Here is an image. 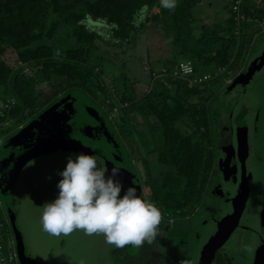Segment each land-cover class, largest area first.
Returning <instances> with one entry per match:
<instances>
[{"label": "trees", "instance_id": "16d2710c", "mask_svg": "<svg viewBox=\"0 0 264 264\" xmlns=\"http://www.w3.org/2000/svg\"><path fill=\"white\" fill-rule=\"evenodd\" d=\"M196 2L178 0L169 11L160 0H0V134L50 107L56 96L40 104L42 91L37 86L61 80L54 88L55 95L81 92L105 114L117 112L120 138L131 157L145 165L144 185L162 215L175 219L192 215L203 199L211 172L217 169L214 151L219 142L215 143L210 133L213 124H208V102L217 100L212 99L215 87L235 76L254 28L264 24V0L260 5L243 0L236 10L231 1L224 22L200 28L195 37L190 10ZM149 24L160 25L173 37L169 57L160 64L165 75L151 78V84L138 96L124 74L115 77L110 72L112 66L106 57L93 54L98 42L118 48L133 46L137 34ZM58 27L68 29L70 40L69 50L60 57L45 43ZM181 56L192 65L193 74L187 79L172 75ZM207 67L209 78L193 83V79L203 77L200 71ZM28 69L32 72L24 73ZM151 70L155 75L160 71ZM139 126L147 132L148 146L141 145ZM226 136V145H232L230 133ZM148 154L156 156L161 168L159 181L152 175ZM10 233L0 210L4 249ZM152 243L138 249L144 258Z\"/></svg>", "mask_w": 264, "mask_h": 264}, {"label": "rangeland", "instance_id": "374dc122", "mask_svg": "<svg viewBox=\"0 0 264 264\" xmlns=\"http://www.w3.org/2000/svg\"><path fill=\"white\" fill-rule=\"evenodd\" d=\"M230 6L231 0H197L190 10L192 20L191 27L193 29L192 35L197 37L202 27L210 28L214 24H222L228 15ZM98 32L101 33V31ZM68 35L69 31L67 28L58 27L51 38L46 40V45L55 50L56 57H60L61 54L69 50L70 40L67 39ZM251 35V43L244 53L243 60L238 63L237 75L245 68V63L250 55H252L251 53L253 52L256 54L260 51L261 47L264 46V24L255 27ZM172 37L173 33L164 32L160 25L152 27V25L150 26L149 24L144 31L137 34L133 46L118 48L112 46V44L110 46H104V43L98 42L99 45L97 46L99 48L93 55L106 57L104 60L106 63L110 62L112 66L110 72L112 71L115 77L124 74L126 79L131 82L136 94L140 96L146 89V85L151 84V68L153 67L157 70H161L162 65L160 64H163L164 60L169 57V44ZM14 58L15 56L12 58L13 61H15ZM183 60H186V58L181 56L180 61ZM204 69L205 71L203 70L200 72L203 75H207L210 68L207 67ZM31 72L32 70L28 69L24 73L30 74ZM236 77L237 76H233L229 79H225L221 83V86L215 87L213 89L214 94L212 99L217 97V100L215 102H208V108L211 110L208 115V124L210 126L213 124L210 133L213 134V138L216 140L215 143L219 142V144H216L218 147H216L214 151V161L216 162L217 169L213 174L212 172L210 174V182L208 181L207 189L203 196L206 201L201 205V214L196 218H189V223L186 224V226L189 227L187 229L185 222H182V220H172L170 218L165 219V227L161 226L158 229L157 236L164 237V239L167 240L164 244L160 241L158 242V246L165 249L163 252L161 251V255L159 254L160 258H162V262L164 261L163 264L168 263L166 259H171V253L175 255L177 258L176 260L181 259L184 262L186 259L190 258V264L192 263L196 251L200 249L201 245L203 246L213 225L227 210V204L225 202L222 203V199L228 198L226 195L228 189L234 192L237 187V184L235 185L234 180H232V171H234V168L233 170L230 168L231 160L228 159L227 155L222 150L226 137L225 126L228 125L230 121V118H227L229 114L228 111L232 110L230 115L234 113V115L237 116L239 111H243V107L246 108L249 112L246 113L245 120L249 126L252 127V116H254V113L251 111H256L259 107V111H264V103L257 97V95H261L259 91L252 88L248 89L247 93L243 95H241L240 91L237 89L231 92L224 91L226 87L231 85L232 79L234 80ZM108 80L109 79H106L107 83ZM60 81L61 80H58V82L54 81L49 85L44 83L37 86V89L42 91V94L39 96L40 104L46 103L48 99L56 96L55 102L53 101L54 104L52 103L50 106L52 107L58 103L57 101L60 102V100L66 97L68 92L55 95L54 88L57 87ZM260 92L262 93L263 91ZM74 95H80V105L87 104L89 107L95 109V112H97L100 117L99 119L102 121V127L99 129L92 115L90 116V113L85 111L83 107L80 108L76 106V109H69L68 111H74L73 119L75 120V126H79L82 130L89 126V124L95 127L94 130L91 129L86 132L88 136L81 134V138L102 144L108 150L109 154L115 157L118 163H120L119 161L128 162L131 167L129 171L132 172L139 187H143L141 189V197L151 201L148 189L143 186V182L147 177L146 169H144L145 165L143 166L139 160L131 157L132 155L129 154L130 152H128L124 140L120 138V134L117 131V112L113 111L105 114V112L92 103L86 95L81 92H75ZM71 98H73V100L70 101L77 105L78 103L75 96H71ZM262 100L264 102V96ZM71 102L67 103L68 107L71 105ZM94 102L99 104L96 100ZM1 105L0 102V107ZM262 105L263 108H261ZM50 107L45 110L43 109V111H38L33 119L21 126L9 129L4 135L0 134V194L4 196L1 200L3 201L1 209L3 216L8 225H10L8 219L9 213L7 212L9 209L8 195L10 193L12 196L15 194L17 211L16 225L24 237L25 253L27 256L33 258L36 262L34 264H119L120 261L123 262L125 260L127 248L121 251L122 249H117L112 245L106 244L102 235L94 234L89 236L84 234L83 231H75L68 236L55 237L49 235L42 228L40 223L42 209L40 207L46 202H51L56 198L58 194L56 185L61 178L58 173L65 168L67 162L66 158L68 156H75L78 154L61 152L46 153L35 156L32 159H25L21 164L18 162L16 163L14 157L21 147L29 141L27 135L29 124L31 122H40L42 120V115L45 114ZM60 109L61 108H58L57 111ZM60 117L59 111V118ZM135 117L137 122L140 123L139 116L136 115ZM132 118L131 116V119ZM45 123L46 122H41L43 125H45ZM262 123L261 125L264 129V118ZM181 128L184 129L183 127ZM137 129L138 136L142 135L143 138L141 145H147V132H145V128L142 126ZM219 131L222 134H219ZM251 156L252 159L248 164V171L254 176L251 188L254 191L253 195L255 197L264 189V132H258L256 141L251 149ZM220 157H223V162L218 161ZM147 158L154 179L159 181L161 168L157 164L156 156L154 154H148ZM106 175H108V172ZM126 189L122 188L121 196ZM210 197H212V199ZM211 200H213L212 205L210 204ZM220 204H222L221 207L218 206ZM171 223L174 224V228H172ZM13 238L14 236L11 231L10 239L13 240ZM168 241L169 243H167ZM253 242L256 244V238L253 240V238L250 237V245H253ZM237 246V255L231 256L232 264L241 263V260L236 259V257H240L243 254L244 242H239ZM228 247H230L229 243L225 245L221 253H229L230 249ZM138 249L140 248H136V251H138ZM166 249H169V251ZM133 251L135 252L134 249L129 250V252ZM247 256H249L250 260V252H245L244 256L248 264ZM187 262L186 264H188ZM12 264L22 263L18 260V262L16 261Z\"/></svg>", "mask_w": 264, "mask_h": 264}, {"label": "clouds", "instance_id": "9594fccd", "mask_svg": "<svg viewBox=\"0 0 264 264\" xmlns=\"http://www.w3.org/2000/svg\"><path fill=\"white\" fill-rule=\"evenodd\" d=\"M160 3L173 11L178 0ZM66 159L65 168L58 173L61 178L56 185V198L40 207V223L45 232L55 237L75 231L102 235L106 244L117 249L140 248L153 241L162 212L138 195L135 187H128L121 196L122 184L115 179L119 168L113 167L106 175L108 169L101 155L78 154Z\"/></svg>", "mask_w": 264, "mask_h": 264}, {"label": "flooded vegetation", "instance_id": "af4514ba", "mask_svg": "<svg viewBox=\"0 0 264 264\" xmlns=\"http://www.w3.org/2000/svg\"><path fill=\"white\" fill-rule=\"evenodd\" d=\"M264 50V46L261 47L260 51H258L256 54H254L253 52L251 53L252 55H250L249 59L247 60V62L245 63V68L242 70V72L239 73V75L241 74H245L247 72L248 67L250 66V64L253 62V60L257 59V57H259L261 55V53ZM237 75V73L235 74V76H239ZM234 76V77H235ZM233 82V79L231 81V84ZM247 82V83H246ZM246 84L243 85H236L234 88L227 90L228 87L225 88V91H229L231 92L232 90H239L241 95L246 94L248 89L252 88L254 90H258L259 93L261 95H257V97H259L261 99V102H263L262 98L264 96V66L258 71V72H254V74L252 75V77L247 81L246 80ZM260 91H263L262 93ZM69 95H73V94H66V96ZM262 96V97H260ZM59 102V101H57ZM264 105V104H263ZM263 105L261 106V108H263ZM258 110L256 111H251L254 113V116H252L253 118V123H252V127L249 126V124L246 122L245 120V115L246 113H248L249 111H247L246 108L243 107V111H239L236 115L228 114L227 118H230V121L228 122V125L225 126V133L226 135L228 134V132L230 133V137L232 139V145H226L227 144V136L225 137L224 140V148L222 149L225 154L227 155L228 159L231 160V166L230 168L234 171H232V180H234L235 185L237 184V187L235 189V191L233 192L232 190L228 189L226 195L228 196V198H223L222 199V203H226L227 204V210L225 212V214H223V216H221L219 218V220L213 225L210 233L208 234V236L206 237L203 246L201 245L200 249L198 251H196L195 253V257L192 261L191 264H198L200 257L202 255L204 246L207 244V242L213 237V235L216 233V231L218 230V223L221 222L222 219H224L225 217L229 216L230 214L233 213L234 210V198L237 197V194L239 193V187H240V177H241V169H240V161L238 159V155H237V145H236V139H235V135H236V129L238 127L239 124L244 125L247 129V145H248V156L245 160V176L249 175V179L246 181V188H247V194H246V200H245V205H244V209L239 217V220L235 226V228L231 231L228 239L225 241V243L214 252L211 264H232V258L231 256H236L237 252H236V247L237 244L241 241L244 242V252L240 257H236V259L241 260L240 264H245L246 262V257L245 256V252H250V260H249V256H247V261L248 264H263L264 263V189L262 190V192L259 193V195H256L254 197L253 193V189L251 188V185L253 184L252 180L254 178V176L251 174V172L248 171V164L250 163L252 156H251V149L253 148V144L256 141L257 138V134L258 132H264V129L261 125L263 118H264V111H259L260 107L257 108ZM263 117V118H262ZM263 124V123H262ZM95 127H93L94 130ZM221 129L223 130V128L221 127ZM252 132V133H251ZM220 133V131H219ZM234 144H235V148H234ZM232 147V151L230 152L228 148ZM105 148V147H104ZM60 152V151H58ZM55 153V152H54ZM63 153V152H61ZM108 159L112 160L114 165L116 167H118L117 162L115 157H112L109 152H106ZM74 154V153H73ZM225 156V155H224ZM33 158V157H32ZM31 158V159H32ZM223 158V157H222ZM219 162H223L222 160ZM106 166V165H105ZM145 169V168H144ZM236 170V171H235ZM108 174H110L108 172ZM130 178V177H128ZM134 179V178H133ZM131 180L132 182L128 183V180H125L127 183L120 181V183L122 184V188L126 189L128 187H135L137 189V194L141 196V189L143 188L142 186L139 187V185L136 182V179ZM145 181V180H144ZM143 186L145 188H147L144 185L143 182ZM149 191V195H150V190L149 188H147ZM1 197V194H0ZM9 197V209L7 210V212L9 213V224L10 222V215H11V220L13 221L14 225H15V230L12 229L11 225H9L10 230L12 231L13 236L15 237L16 234L18 236H20L22 238V243H23V247H24V253H25V245H24V237L23 234L19 231V229L17 228L16 225V220H17V211H16V197L15 194L12 196V194L10 193L8 195ZM4 198V196L2 195V198L0 199L1 202V207L0 210L2 209V199ZM212 199V197H210ZM206 201L205 197L201 200V202L199 203L198 207L195 209V211L193 212L192 215L186 216L183 219L182 218H178L179 220H182V222H185V226L186 224L189 223V218L192 217H198L201 214V205ZM211 205L213 204V200L210 201ZM222 204L218 205L221 207ZM200 208V209H199ZM212 208V207H211ZM215 209V208H213ZM2 212V211H1ZM174 219L176 220L174 217H170V216H163L162 215V220H161V224L159 226V228L161 226L165 227V219ZM175 222V221H174ZM254 224V225H252ZM172 228H174V224L171 223ZM189 228L188 226H186V229ZM165 235V234H164ZM163 235V236H164ZM250 237L253 238V240L256 238V244L250 245ZM14 243L15 242V238H13ZM162 242L163 244L167 241L166 239H164V237L161 236H156V238H154L151 249H147V251L144 252L147 253V258H144L140 251H136V248L131 247V246H126L125 248H123L121 251L125 250L126 248V258L123 262L120 261L119 264H163L162 262V258H160V253L163 252V250L158 246V242ZM161 243V244H162ZM169 243V241L167 242ZM229 243L228 247L229 253H221L222 249H224L225 245ZM160 244V243H159ZM170 248V247H169ZM17 248H15L16 250ZM130 249H134L135 252H129ZM169 251V249H166ZM162 251V252H161ZM193 253V252H191ZM160 254V255H159ZM234 254V255H233ZM247 254V253H246ZM25 255L27 256V254L25 253ZM30 259V262L32 264L36 263L33 258L31 256H27ZM155 257V258H154ZM189 258V257H188ZM124 259V258H123ZM177 258L175 257V255H173L171 253V259H166L165 264H186V262L188 264H190V258L186 259V261H182L181 259L176 260ZM122 260V259H121ZM185 260V259H184ZM245 260V262H244ZM117 264V263H115ZM247 264V262H246Z\"/></svg>", "mask_w": 264, "mask_h": 264}, {"label": "water", "instance_id": "95a60500", "mask_svg": "<svg viewBox=\"0 0 264 264\" xmlns=\"http://www.w3.org/2000/svg\"><path fill=\"white\" fill-rule=\"evenodd\" d=\"M264 66V50L257 59L253 60L250 66L247 69L245 74H241L237 76L230 87L227 90L234 88L236 85L246 84V80L248 81L254 72H258ZM246 82V83H245ZM71 96H75L77 101V105L70 100H73ZM66 96L60 102L50 107L45 114L42 115V120L40 122H31L29 124V130L27 132L28 137L32 134L40 135V140L36 143V145H32L29 143H25L18 153L15 155L14 159L16 163H22L26 159H31L32 157L46 154V153H54V152H63V153H74V154H87V155H101L105 159V165L108 169V172L111 173L113 167H116L112 160L108 159V152L106 148L100 143H96L91 140H85L81 138V134L86 135V132L93 130V126L89 124L84 130L80 129L79 126H75V120L73 119L74 111H68L69 109H76V106L80 108L83 107L85 111L92 115V118L96 121V125L100 129L102 127V121L99 119V115L96 110L89 107L87 104L80 105V95H71ZM71 105L68 107L67 103ZM58 108H61L59 118ZM93 111V112H92ZM77 120V116H76ZM46 122L45 125L41 124ZM47 124V125H46ZM78 124V120H77ZM40 127V128H39ZM95 129V128H94ZM30 133V134H29ZM236 147H237V155L240 161V169H241V181L239 187V193L237 197L234 198V210L233 213L229 216L225 217L218 223V230L213 235V237L207 242L204 246L202 255L200 257L198 264H211L214 252L218 250L228 239L231 231L235 228L239 217L244 209L247 188L246 181L249 179V175L245 176V160L248 156V145H247V129L244 125L239 124L236 129ZM59 141V142H58ZM117 162V161H116ZM117 162V168H119V174L115 178L119 181L127 183L125 180H128V183L132 182L131 180L134 178L131 171L130 165L128 162L119 161ZM130 177V178H128ZM10 225L13 230H15V225L11 220L10 215ZM16 239V253L19 262L22 264H32L30 262V258L27 257L24 253V247L22 243V238L16 234L14 237ZM264 264V263H263Z\"/></svg>", "mask_w": 264, "mask_h": 264}, {"label": "built area", "instance_id": "2783aa9c", "mask_svg": "<svg viewBox=\"0 0 264 264\" xmlns=\"http://www.w3.org/2000/svg\"><path fill=\"white\" fill-rule=\"evenodd\" d=\"M234 3V10H236L237 6L243 1V0H232ZM256 4L260 5L261 0H252ZM165 70L161 69L158 74L152 73V78H155L154 76H163L165 75ZM193 74L192 65L188 61H180L178 66L172 71V75L176 78H185L191 76ZM209 77L203 76L200 79H193V83H201L203 81H206ZM18 262L16 250L14 247L13 241L10 239L8 246L4 249L1 242H0V264H12L13 262Z\"/></svg>", "mask_w": 264, "mask_h": 264}, {"label": "bare ground", "instance_id": "6f19581e", "mask_svg": "<svg viewBox=\"0 0 264 264\" xmlns=\"http://www.w3.org/2000/svg\"><path fill=\"white\" fill-rule=\"evenodd\" d=\"M203 76H208V74L207 75H203ZM28 139H29V141H28L29 144L36 145V143L40 140V135L32 134V135L29 136Z\"/></svg>", "mask_w": 264, "mask_h": 264}]
</instances>
